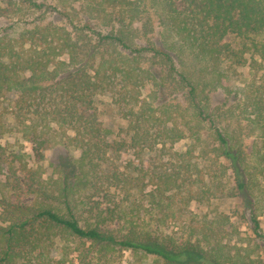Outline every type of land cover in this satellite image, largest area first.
<instances>
[{"label": "trees", "instance_id": "1", "mask_svg": "<svg viewBox=\"0 0 264 264\" xmlns=\"http://www.w3.org/2000/svg\"><path fill=\"white\" fill-rule=\"evenodd\" d=\"M0 21V264H110L122 250L163 264H264L251 256L264 249V0H0ZM241 65L252 75L231 88ZM169 88L183 105L159 97ZM219 91L232 100L213 104ZM98 92L127 121L119 140L103 134ZM200 129L207 157L195 155ZM10 136L38 160L55 153L50 173ZM124 150L136 164L120 169L111 155ZM220 197L239 204L253 245L232 243L226 215L189 209Z\"/></svg>", "mask_w": 264, "mask_h": 264}, {"label": "rangeland", "instance_id": "2", "mask_svg": "<svg viewBox=\"0 0 264 264\" xmlns=\"http://www.w3.org/2000/svg\"><path fill=\"white\" fill-rule=\"evenodd\" d=\"M77 6V5H76ZM150 14V20L153 25V34L155 37H159L161 34V29L157 26L155 18L152 16L151 12H148ZM38 16V13L35 14ZM40 18V15H39ZM43 21H49L54 20V18L51 16V13L49 11L45 12L44 16L42 17ZM0 21V25H2ZM4 23V22H3ZM43 23V22H42ZM5 24V23H4ZM3 24V25H4ZM138 27V26H137ZM138 35H140V31H138ZM232 42L234 43V46L237 48L239 45V41L237 39L232 38ZM149 61L146 60V63ZM252 75V72L247 68L246 65L244 66H235L233 68V72L230 74L229 78L227 79V84L231 88L235 87H241L244 83V81H247ZM148 93L147 91H144V94ZM159 97L165 98L164 100L169 105H175L179 103L180 105H183L184 102L181 101L178 96L176 95V91L172 90V88L165 89L164 91H161L158 93ZM225 99H227V104L232 100L231 94L227 95L221 91L217 92L216 95L212 98L213 104H221ZM160 102V101H159ZM93 106L97 113L101 128L103 129V134L105 138L109 141L119 140L120 138V132L119 130L126 127L127 121L123 117L122 110L118 107L116 103L112 100V97L110 94L106 92H98L93 96ZM224 107V106H222ZM200 142L201 146L197 148V151L195 152L197 157L203 156L206 152L205 156L210 155V152L207 148H202V146H205V143H209V134L205 131V129H200ZM8 143H10L11 149H16L25 155V159L30 166L34 165H42V168L45 171V174H49L51 171L50 162L56 158L55 153H52L50 149H47L44 152V159H37L35 157V153L32 150V145L29 142L23 141L18 136H10L6 138ZM2 143L4 141L2 140ZM193 140L189 137L188 139H184L179 141L174 147L177 151H184V149L189 145L192 144ZM56 150V149H54ZM71 154L74 157L78 156V153L75 151H72ZM112 161L116 166H118L120 169L124 167V165L127 163V161H131L132 163L136 164V161L134 159V156L132 154L131 150H124L115 157L114 155H111ZM201 159V158H200ZM223 182L225 189H230L233 185V180L231 176L230 170L226 171V174L223 176ZM224 189V190H225ZM226 191V190H225ZM8 195L10 196V199L13 202H24L27 200H31L32 198L30 196H26L25 193L21 192L19 195H15L12 193V191L8 192ZM189 209L196 213V214H208L207 216H213L214 213L217 215V213H222L226 215L229 218V223L235 227L239 234L234 235L232 238V243L237 244H244V243H250L251 245L254 244V241L252 239V235L249 231V229L246 227L245 223L239 219V214L241 213V209L239 204L236 202L235 199L232 198H225L220 197L218 199H213L211 202L210 207L206 205H201L197 202H191ZM260 227L262 230V233L264 234V215L260 217ZM164 233L167 235H170L172 237H176L179 235V230H177L176 227L173 225H167L166 228H163ZM61 243H57L58 247H61ZM69 245L73 248L72 251L68 254L67 259L76 262V253L78 252V248L80 247L77 242L70 241ZM76 248V250L74 249ZM81 249V248H79ZM252 257H260L261 259H264V249L258 248L255 250V253L251 255ZM67 263V262H66ZM110 264H163L161 261L156 262L153 260L152 256H148L145 259H141L137 256H134L131 251L122 250L117 251L114 257L111 258Z\"/></svg>", "mask_w": 264, "mask_h": 264}]
</instances>
